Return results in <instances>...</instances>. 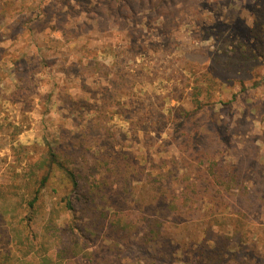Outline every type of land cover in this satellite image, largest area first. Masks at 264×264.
I'll list each match as a JSON object with an SVG mask.
<instances>
[{"label":"rangeland","instance_id":"374dc122","mask_svg":"<svg viewBox=\"0 0 264 264\" xmlns=\"http://www.w3.org/2000/svg\"><path fill=\"white\" fill-rule=\"evenodd\" d=\"M136 105L142 128L124 112ZM186 114L203 148L184 149ZM111 133L136 162L134 185L164 163L182 180L175 200L190 210L165 223L170 264H264V0H0V167L13 153L20 181L25 157L68 140L106 157ZM212 162L223 174L239 166L235 182L214 179ZM6 229L0 219L11 264ZM79 241L77 264H143L135 245Z\"/></svg>","mask_w":264,"mask_h":264},{"label":"trees","instance_id":"16d2710c","mask_svg":"<svg viewBox=\"0 0 264 264\" xmlns=\"http://www.w3.org/2000/svg\"><path fill=\"white\" fill-rule=\"evenodd\" d=\"M128 108L124 111L128 121L136 117L132 126L142 128L146 124L141 116L142 106ZM194 123L189 114L180 117L182 131L193 125L184 135L185 150L203 148V143L195 145L192 141L196 135ZM208 123L216 129L213 118ZM10 126L11 136L18 135L20 128ZM111 134L106 157L104 152H93L81 141L73 144V140L63 141L37 160L25 157L20 181L15 180L18 173L11 162L14 154L5 155L7 167H0V172L9 179L0 181V219L9 227L2 235L7 238L6 243H14L16 258L11 264H77L74 257L83 247L79 240L100 234L107 238L114 253L135 245L143 264L171 263L168 259L173 255L167 253L173 241L165 223L187 220L190 210L179 207L175 200L177 185L183 184L177 169L163 162L156 174L137 179L140 185H134L138 175L136 162L130 153L115 151ZM17 148L27 156V147ZM10 150L15 152L16 148L11 146ZM209 164L208 172L220 183L235 182L240 171L239 166L230 165L227 174H223L213 167V162ZM187 188L184 185L181 191L183 199ZM18 213L25 215L17 220ZM67 213L71 220L62 222L61 217ZM8 258V254L0 255V264H10Z\"/></svg>","mask_w":264,"mask_h":264}]
</instances>
